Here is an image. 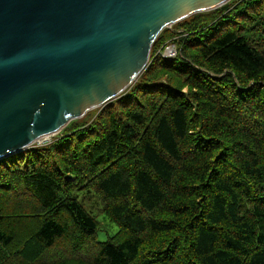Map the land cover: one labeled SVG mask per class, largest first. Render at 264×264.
<instances>
[{"label":"trees","instance_id":"16d2710c","mask_svg":"<svg viewBox=\"0 0 264 264\" xmlns=\"http://www.w3.org/2000/svg\"><path fill=\"white\" fill-rule=\"evenodd\" d=\"M106 104L0 160V264H264V0L164 29ZM80 192L118 226L106 241Z\"/></svg>","mask_w":264,"mask_h":264},{"label":"water","instance_id":"95a60500","mask_svg":"<svg viewBox=\"0 0 264 264\" xmlns=\"http://www.w3.org/2000/svg\"><path fill=\"white\" fill-rule=\"evenodd\" d=\"M229 0H0V160L122 94L160 33Z\"/></svg>","mask_w":264,"mask_h":264},{"label":"rangeland","instance_id":"374dc122","mask_svg":"<svg viewBox=\"0 0 264 264\" xmlns=\"http://www.w3.org/2000/svg\"><path fill=\"white\" fill-rule=\"evenodd\" d=\"M236 1L237 0H229L225 5H227L228 3L232 4V3L236 2ZM215 10H217V9H215ZM215 10L206 11V12H202V13H209V12H212V11H215ZM191 16H189V17H191ZM189 17H187V18H189ZM179 23L180 22H178L176 24H173L171 27L166 28V29H171L173 31L175 25H177ZM176 36L177 35H175V37L172 38V39H170L169 36H166L165 37V42H164L165 44L161 48L157 49V51L155 52V56L158 55V56H161L163 59L173 60V59H167V58H165V57H163L162 55L159 54L160 50L163 49V47L166 46V45H176V47H177V49L179 51V53H178V55H179L180 54V47H179V43H178L179 41H177V37ZM178 40H179V38H178ZM154 44H153V46H154ZM153 46H152V48H153ZM151 53H152V50H151ZM150 61H151V56H150ZM137 80L130 87H128L124 92L126 93L127 91H129L131 89V87L137 82ZM122 94H120L119 96H121ZM119 96H117L116 98L110 100L109 102L114 101V100L116 101V99ZM106 107H107V104H104L101 107H97V108H94V109L90 110L89 112H87V114L85 116H83L81 118H78V119L72 120L65 127H63L59 132H57V133H55V134H53V135H51V136H49L47 138H42V139L38 140L36 143H34L28 149L33 148V147H37V146L47 145V144L51 143L52 141H54L56 139V137L61 136L68 128H70L75 123H78V125L87 124L88 126L93 124L95 122L96 118L98 117V115L103 110H105ZM28 149H26V150H28ZM26 150H24V151H26ZM80 200H81L82 204L84 205V207L90 213H92L98 219V221L101 224L100 229H99V231L97 233V240L98 241H106L108 236L113 235V234H115L117 232L118 226L116 224H114L113 222L109 221L108 218L105 216V214L102 211V204H101L100 200L98 199V197L95 194L80 192ZM53 251L55 252L54 254H57L55 250H53ZM62 251H65V250H62ZM89 253H91V252H89Z\"/></svg>","mask_w":264,"mask_h":264},{"label":"built area","instance_id":"2783aa9c","mask_svg":"<svg viewBox=\"0 0 264 264\" xmlns=\"http://www.w3.org/2000/svg\"><path fill=\"white\" fill-rule=\"evenodd\" d=\"M179 51L176 45H166L160 50L159 54L167 59H174L178 55Z\"/></svg>","mask_w":264,"mask_h":264}]
</instances>
